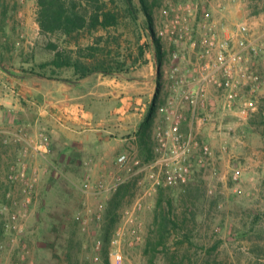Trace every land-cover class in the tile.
I'll use <instances>...</instances> for the list:
<instances>
[{
    "label": "rangeland",
    "instance_id": "1",
    "mask_svg": "<svg viewBox=\"0 0 264 264\" xmlns=\"http://www.w3.org/2000/svg\"><path fill=\"white\" fill-rule=\"evenodd\" d=\"M75 1L89 11L93 9L86 0ZM146 1L157 33L169 9L205 0ZM135 3L139 5V0ZM107 4L117 15L116 24L65 36L41 31L38 0H0V67L22 75L20 67H32L53 59L54 50L48 46L52 41L69 51L82 50L81 58L88 63L107 59L124 61L127 68L138 67L132 73H98L87 78L82 91H92L90 96L95 98L83 110L101 118L108 106L111 119L121 125L124 116L116 110L120 100H113L111 94L103 95L97 84L101 81L109 83L116 77L131 84L138 82L137 86L139 83L144 87L150 85L143 89L142 95H132L129 111L135 115L134 123H139L141 107L150 105V95L159 94L155 119L145 135L150 139L153 136L155 142L157 127L164 126L162 106L166 97L161 88L158 90V80L160 73L163 75L171 65L170 46H163L161 63L153 46L146 48L141 57V48L149 42L144 14L139 13L138 19L134 20L126 11L124 0H109ZM263 12L264 0H242L240 5L217 13L216 18L233 27V24L257 15L254 22L261 25ZM157 68H160L159 75ZM1 91L13 95L20 88L5 77L0 83ZM135 96L139 103L134 102ZM103 100L110 102L101 103L105 102ZM70 112L71 109L68 111L70 116L66 113L61 116L64 127L68 123L70 129L90 128L88 117ZM74 119H82L83 123L79 125ZM211 127L214 128L210 137L204 134L203 128L209 130ZM52 128L57 137L65 129L57 124ZM199 128L197 140L211 146L214 167L195 166L188 184L161 188L152 197H144L142 187L134 182L121 186L116 192L96 195L98 183L111 181V175L117 173L115 161L105 177L95 179L93 164L91 167L85 164L74 167L76 161H73L70 163L73 167L64 166L60 152L65 149L58 139L56 143L52 142L48 159H37L36 169L29 171L31 175L36 172L39 178L31 204L25 206L21 186L11 185L8 181V167L0 169V191L6 194L0 198V264H107L106 255L110 264H115L110 255L113 248L122 253L124 264H264V91L257 110L247 118L217 111L213 121ZM188 129L189 125L184 131ZM136 147L132 156L146 160V151L141 154ZM224 147H227L226 151ZM29 157L21 155L19 163ZM87 174L91 175L89 188L86 187ZM234 175L238 176L237 180ZM138 203L142 204V209L136 210L135 217L142 224V235L141 241L133 243L132 224L126 223L125 215L127 211L135 210ZM99 205H103L102 216L95 220L93 217ZM168 214L172 221L167 220L163 229L162 220L165 216L168 218ZM13 216L18 219L16 229L13 228L16 221ZM118 230H122L123 237L116 245L118 247H114Z\"/></svg>",
    "mask_w": 264,
    "mask_h": 264
},
{
    "label": "built area",
    "instance_id": "2",
    "mask_svg": "<svg viewBox=\"0 0 264 264\" xmlns=\"http://www.w3.org/2000/svg\"><path fill=\"white\" fill-rule=\"evenodd\" d=\"M241 3L242 0H205L167 11L156 37L162 50L163 46H170L171 65L162 75L161 93L166 95L162 106L164 126L155 131L153 158L142 161L135 159L131 152L119 155L115 161L117 173L111 175V181L98 183L96 195L116 192L121 186L134 182L142 187L144 197H152L161 188L188 184L195 166L214 167L211 146L197 140L200 125L213 121L214 111L247 118L257 110L264 91V20L257 25L255 15L229 27L216 18L217 13L222 14ZM185 123L189 125L188 131L183 129ZM29 128H21L14 135V142L22 145V157L33 154L47 160L51 153L48 130L43 128L38 138H33L26 132ZM223 149L226 151L227 147ZM20 165L11 167L8 181L21 186L26 206L35 197L39 178L36 172L29 173L28 163ZM86 166L91 167L92 161ZM90 179L91 175L87 174L88 188L92 183ZM234 179L238 176L234 175ZM102 209L103 205H99L93 219L101 218ZM141 209L142 204L138 203L135 210L125 215L126 223L132 224L133 243L141 241L142 224L135 217L136 210ZM13 220H16L13 222L16 229L18 219L13 216ZM116 236L114 247H118L123 237L122 230H118ZM100 246L101 243L98 248ZM111 250L115 264H124L122 253L116 248Z\"/></svg>",
    "mask_w": 264,
    "mask_h": 264
},
{
    "label": "crops",
    "instance_id": "3",
    "mask_svg": "<svg viewBox=\"0 0 264 264\" xmlns=\"http://www.w3.org/2000/svg\"><path fill=\"white\" fill-rule=\"evenodd\" d=\"M159 69L157 68L158 75ZM20 73L22 75L8 72L5 70V67H0V83L7 77L14 84L17 83V86L20 88L18 93L11 92L13 95L3 94V91L0 93V169L8 167V171L10 172L12 166L16 165L17 168L21 166L19 162H21L22 145L14 142V135L21 128L26 129L28 126L30 128L26 132L29 137L38 138L41 130L45 128L49 132L51 144L52 142L56 143L58 139L59 144L65 149L60 152L64 166L73 167V164H70L73 161H76L74 162L76 163L74 167L77 164H85L86 166L87 162L92 161L95 168L93 170V177L98 180L100 177L106 176L111 163L116 161L119 155L126 152L133 153L136 146L139 152L141 150V154L153 149L155 144L153 136L152 140L148 136H145L149 133L150 128H146L149 106L141 107V121L139 123L137 121L134 123L133 118L135 115L129 111V103L133 102L132 95H142L143 89L148 88L150 85L144 87L143 84L139 83V86H137L138 82L131 84L132 82L120 81L116 77H113L109 83L101 81L97 84L101 86L100 88L104 92L103 95L111 94L113 100H116V98L120 100L121 103L118 104L116 102V110L118 109V111L122 112L121 115L124 116V119L122 118L123 123L120 125L115 124L114 119H111V115L109 114L111 109L108 106L104 112L105 115L101 118H97L90 111L86 113V110H83L84 106L92 103L95 98L90 96L92 91H88L87 93L82 91L85 88L84 82L86 79L92 77L94 74L79 80L73 76L57 80L37 75H27L23 72ZM99 78L102 80L101 76ZM144 81L147 82V80ZM32 82L36 84L31 85ZM147 84H150V82H147ZM58 85L59 88H57ZM137 96L134 97L135 103H139ZM153 96L150 95L151 99L148 104L153 102L156 95ZM103 101L105 102L101 103L110 102V100ZM78 106L82 109L78 108ZM70 109L71 114L77 113V115H80L81 113V116L88 117L90 128L85 130L70 129L67 126L68 123L64 127L65 123L61 119V116L65 115V113L70 116L68 114ZM214 115H216V111H214ZM77 121L79 125L83 123L82 119H74V122ZM55 123L59 127L65 128L58 135L59 137H57L53 128L52 130L50 129L56 126ZM186 126H188L187 123L184 124L183 129ZM77 128L80 129L79 126ZM212 128L214 127H211L209 130L203 128L204 134L211 137ZM132 137H135V140H131ZM37 159H40V157L32 154L29 159L25 160V162L29 161V171L36 169Z\"/></svg>",
    "mask_w": 264,
    "mask_h": 264
},
{
    "label": "trees",
    "instance_id": "4",
    "mask_svg": "<svg viewBox=\"0 0 264 264\" xmlns=\"http://www.w3.org/2000/svg\"><path fill=\"white\" fill-rule=\"evenodd\" d=\"M86 1L87 3L90 2V6L93 5L92 10L89 11L83 7L81 3L75 0H38V23L41 31L45 34L60 33L65 36H72L74 33L81 32L86 29H94L101 26L108 28L109 26L117 23V15L108 8L107 2L109 0ZM124 3L126 4V11L132 19L137 20L139 13H143L145 17V25L146 30H148L147 35L149 42L146 43L145 47L141 48V57L145 54L146 48L150 49L153 46L158 62L161 63L163 58L162 45L160 40L156 37L154 18L147 1L139 0V5H136L135 0H124ZM48 46L50 49L54 50V57L52 60L34 65L32 67H22L20 70L24 74L37 75L47 79L62 80L66 77L73 76L75 79L79 80L87 78L95 73L115 75L128 72L132 73L134 70L138 69V67L137 69L135 67L127 68V64L124 61L111 62L107 59H102L88 63L83 61L81 58L83 56L82 50H79L78 52L69 51L53 41L49 43ZM90 50L96 49L90 48ZM5 70L14 73L10 70V68H5ZM161 78L162 72L160 73V78L158 80V90H160L162 85ZM158 100L159 94L155 96L153 102L149 105L146 128H149L152 125V121L157 112ZM146 153L148 156L144 161L151 160L153 158V149L151 151H147ZM5 195L6 194H2L0 191V198H4ZM111 219H113L112 216ZM167 220L172 221L170 214H168V218L167 216L163 217V229L166 228ZM106 256L105 261L107 264H110L109 256Z\"/></svg>",
    "mask_w": 264,
    "mask_h": 264
}]
</instances>
